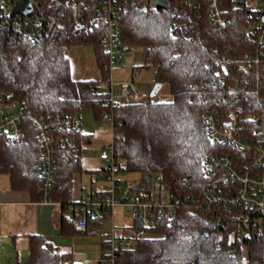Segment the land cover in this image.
Instances as JSON below:
<instances>
[{
  "label": "trees",
  "instance_id": "16d2710c",
  "mask_svg": "<svg viewBox=\"0 0 264 264\" xmlns=\"http://www.w3.org/2000/svg\"><path fill=\"white\" fill-rule=\"evenodd\" d=\"M168 2V9H164L126 0L121 4L119 26L121 41L128 51L141 47V66L154 68V82L166 86L170 100H160L156 94L139 103L110 107L106 87L110 58L100 44L101 27L81 34L77 42L94 47L99 80L71 77L66 50L77 35L70 26L56 41H28L0 32V92L13 93L0 101L2 105L10 101L17 105L24 113L25 127V137L19 142H7L0 134V173L8 175L12 189L27 190L33 200L41 199L42 151L29 115L49 121L47 130L54 139L76 148L73 156H64L61 150L54 153L55 179L48 197L58 202L59 234L85 235L73 226L68 205L76 201L72 197L75 178L79 180L86 172L98 174L102 169L82 166V150L91 143L92 134L80 127L61 128L55 121L79 116L84 108L90 109L96 120L102 113H111L117 175L136 172L140 176L128 187L118 177L121 187L157 201L164 198L163 191L172 195V206L163 208L162 215L155 218L151 236L134 241L130 249L120 253L124 264H264V219L250 221L245 236L238 237V209L213 205L207 214L193 201L202 198L216 181L215 175H204L203 161L224 149L207 138L202 114L220 104L225 83H252L254 78L234 63L231 73L215 64L217 57L254 50L256 40L248 33L254 20L252 10L240 11L230 0H223L228 20L215 29L205 0L198 16L192 15L186 21L188 26L177 29L174 35L171 24L175 13L179 12L182 20L185 8L177 0ZM260 78L263 90L264 69ZM152 179L158 187L155 194L149 191ZM218 180L228 185V181ZM99 211L87 213L88 224L101 223L99 215L104 211ZM72 254L41 235H33L29 237L26 264H71Z\"/></svg>",
  "mask_w": 264,
  "mask_h": 264
},
{
  "label": "built area",
  "instance_id": "2783aa9c",
  "mask_svg": "<svg viewBox=\"0 0 264 264\" xmlns=\"http://www.w3.org/2000/svg\"><path fill=\"white\" fill-rule=\"evenodd\" d=\"M22 1L25 0H0V32L28 41L43 38L56 41L70 26L77 35V43L81 34L101 27L103 34L100 44L110 60H119L128 52L121 41L119 26L121 4L126 0H26L31 4L30 12L12 13L13 8ZM137 1L143 4V0ZM204 1L177 0L179 6L185 8V14L181 20L179 12L175 13L176 20L171 24L174 35L177 29L188 26L186 21L192 15L198 16ZM222 1L208 0V16L215 29H219L228 20ZM230 2L240 11L245 8L252 10L254 20L248 27V33L256 40L257 45L254 50L245 51L235 57H217L215 64L223 69L228 68L226 73H231V64L234 63L237 68L251 72L254 78L252 83H248V80L225 83L220 104L206 108L202 114L207 138L224 149L209 155L203 161L204 175H215L216 181L210 190H205L202 198L195 197L193 201L197 208L207 214L211 213L213 205L238 209L235 213L240 227L238 237H243L246 234L245 226L247 227L250 221L264 219V89L262 90L260 82L261 71L264 69V0ZM132 73L135 75L137 69L133 68ZM112 85L110 80L106 83L110 107L139 103L149 94V91L135 89L129 81L120 82L116 91ZM12 94L3 91L0 92V98L10 97ZM2 101L0 134L7 142L22 141L25 137V127L22 124L24 113L14 102L2 105ZM3 107L13 109L4 111ZM29 118L38 130L37 137L42 151V197L38 202L58 205V202L48 197L55 179L54 153L61 150L64 156H73L76 148L73 144L56 141L47 130L49 121L31 115ZM99 120L110 122L112 129L111 113H102ZM55 122L65 129L80 127V118L76 115L60 117ZM98 158L103 162V186L95 191L80 194L75 203L68 205V211L72 214L73 226L76 229L89 236L101 235L105 245H100V253L96 257L73 253L71 264H124L120 253L130 249L134 241L151 236L150 229L155 218L162 215L163 208L172 206L171 194L166 195L162 201H157L145 194H134L121 187L113 158L112 141L98 152ZM218 179L228 181V185L219 184ZM117 206L127 208L125 218L128 223L115 224L113 211ZM93 210H100L99 214L104 211L103 215H99V219L101 223L106 220L111 222L108 230L102 231L99 224L87 223V213Z\"/></svg>",
  "mask_w": 264,
  "mask_h": 264
},
{
  "label": "rangeland",
  "instance_id": "374dc122",
  "mask_svg": "<svg viewBox=\"0 0 264 264\" xmlns=\"http://www.w3.org/2000/svg\"><path fill=\"white\" fill-rule=\"evenodd\" d=\"M136 1L137 0H132ZM140 4V3H139ZM143 4H148L150 7V0L146 2L143 0ZM66 54L70 62V67L75 66L77 69L93 70L95 66L92 60L94 59V47L89 43H74L70 45ZM89 64V65H88ZM141 59V47L134 46L129 49L126 54H123L120 60H115L111 64L110 80L113 83V89H118L119 80L129 81L135 89L145 88L149 90L152 88L154 82L155 70L153 67H142ZM93 65V66H92ZM138 66V74L133 75L132 68ZM72 67V69H73ZM72 74V72H71ZM89 74H91L89 72ZM72 77L77 78L78 74H72ZM93 78V77H85ZM119 81V82H118ZM121 81V82H122ZM157 96L160 100H170V95L167 92L165 85H161L157 92ZM12 107H3L4 111L12 110ZM80 118V130L85 133L92 134V141L90 144L84 146L82 150V166L87 169L97 170L103 166V162L98 158V152L105 148L112 141V134L110 128V122L94 119L90 109L84 108L79 112ZM101 125V127H99ZM101 173H83L80 176L81 183L75 184V192H90L95 191L97 188L102 187L104 180ZM121 181L129 185L137 183L140 179L139 173L136 172H122L117 175ZM126 187V188H127ZM98 188V189H99ZM158 189L156 182L152 179L149 184V191L155 194ZM162 196L165 197L166 193L163 191ZM125 207L117 206L114 209L115 224L121 225L122 223H128L126 217ZM130 222V220H129ZM111 222L106 220L99 224L102 231L109 229ZM49 241L53 246L63 251H70L72 253H85L89 257H96L100 253V244L102 241L101 235H75V236H63L58 233L49 236Z\"/></svg>",
  "mask_w": 264,
  "mask_h": 264
},
{
  "label": "crops",
  "instance_id": "0c3cea01",
  "mask_svg": "<svg viewBox=\"0 0 264 264\" xmlns=\"http://www.w3.org/2000/svg\"><path fill=\"white\" fill-rule=\"evenodd\" d=\"M93 58L92 62L95 65H92L93 70L82 71L71 66L70 74L71 72L78 74L77 78L72 77V74L71 77L77 80H99L100 73L96 66L95 56ZM113 61L114 59L110 60V69L113 67H111ZM133 68L138 69L137 67ZM87 76L93 78H85ZM139 89L149 91L145 88ZM80 181V178L79 180L75 178L74 185L81 183ZM72 192L74 200L84 193H76L74 186ZM58 216L59 206L57 204L38 202L31 198L27 190L12 189L8 175L0 173V264H26L29 257V237L41 235L49 241V236L55 235L59 231Z\"/></svg>",
  "mask_w": 264,
  "mask_h": 264
},
{
  "label": "water",
  "instance_id": "95a60500",
  "mask_svg": "<svg viewBox=\"0 0 264 264\" xmlns=\"http://www.w3.org/2000/svg\"><path fill=\"white\" fill-rule=\"evenodd\" d=\"M150 7L168 9L169 2H168V0H150ZM144 9H146V8H144ZM30 11H31V4L25 0V1H22L19 4H17L13 8L12 13L17 12V13L27 14ZM161 85H162L161 83L155 82L149 91L148 97L155 96L157 94L159 88L161 87ZM204 234H206V231L204 232Z\"/></svg>",
  "mask_w": 264,
  "mask_h": 264
}]
</instances>
